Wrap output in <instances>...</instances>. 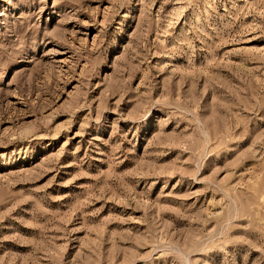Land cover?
<instances>
[{
	"label": "rangeland",
	"instance_id": "374dc122",
	"mask_svg": "<svg viewBox=\"0 0 264 264\" xmlns=\"http://www.w3.org/2000/svg\"><path fill=\"white\" fill-rule=\"evenodd\" d=\"M0 264H264V0H0Z\"/></svg>",
	"mask_w": 264,
	"mask_h": 264
}]
</instances>
